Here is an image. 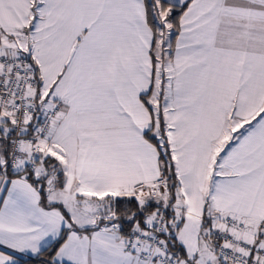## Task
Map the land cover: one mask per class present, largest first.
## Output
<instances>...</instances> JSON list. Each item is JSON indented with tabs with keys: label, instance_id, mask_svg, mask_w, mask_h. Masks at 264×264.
I'll list each match as a JSON object with an SVG mask.
<instances>
[{
	"label": "snow or ice",
	"instance_id": "6c2138e0",
	"mask_svg": "<svg viewBox=\"0 0 264 264\" xmlns=\"http://www.w3.org/2000/svg\"><path fill=\"white\" fill-rule=\"evenodd\" d=\"M0 264H264V0H0Z\"/></svg>",
	"mask_w": 264,
	"mask_h": 264
}]
</instances>
